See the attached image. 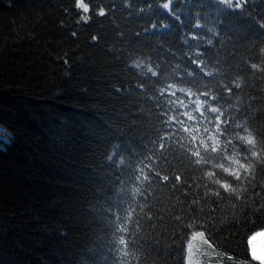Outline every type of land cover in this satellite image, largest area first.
Instances as JSON below:
<instances>
[{
	"label": "snow or ice",
	"instance_id": "1",
	"mask_svg": "<svg viewBox=\"0 0 264 264\" xmlns=\"http://www.w3.org/2000/svg\"><path fill=\"white\" fill-rule=\"evenodd\" d=\"M210 2L207 19L202 0L192 9L176 45L161 39L170 24L153 9L183 24L173 5L193 0H72L62 9L85 26L123 13L120 47L105 49L129 74L112 85L126 100L110 129L120 143L90 150L84 191L57 229L92 239L113 228L118 264H147L151 253L153 264H264V0ZM222 13L248 23L228 26ZM101 38L92 35L93 46Z\"/></svg>",
	"mask_w": 264,
	"mask_h": 264
},
{
	"label": "trees",
	"instance_id": "2",
	"mask_svg": "<svg viewBox=\"0 0 264 264\" xmlns=\"http://www.w3.org/2000/svg\"><path fill=\"white\" fill-rule=\"evenodd\" d=\"M200 2L173 5L174 12L183 8V24L154 8L153 15L170 24L161 39L178 44L181 32L191 30L192 9ZM202 2L207 19L214 5ZM71 3L0 0V129L9 137L0 148V264H118L122 256L120 233L114 235L113 228L92 239L76 229L67 236L57 230L67 204L84 191L90 150H97V142L120 143L110 129L126 100L113 96L112 85L129 75L105 55L106 48L120 47L123 13L79 25L78 17L62 11ZM222 15L228 26L248 23L238 14ZM92 35L102 37L99 46H93ZM113 212L123 216L119 209ZM154 258L151 253L147 264Z\"/></svg>",
	"mask_w": 264,
	"mask_h": 264
},
{
	"label": "rangeland",
	"instance_id": "3",
	"mask_svg": "<svg viewBox=\"0 0 264 264\" xmlns=\"http://www.w3.org/2000/svg\"><path fill=\"white\" fill-rule=\"evenodd\" d=\"M8 139V135L0 129V148L6 147Z\"/></svg>",
	"mask_w": 264,
	"mask_h": 264
},
{
	"label": "clouds",
	"instance_id": "4",
	"mask_svg": "<svg viewBox=\"0 0 264 264\" xmlns=\"http://www.w3.org/2000/svg\"><path fill=\"white\" fill-rule=\"evenodd\" d=\"M255 247V246H254Z\"/></svg>",
	"mask_w": 264,
	"mask_h": 264
}]
</instances>
